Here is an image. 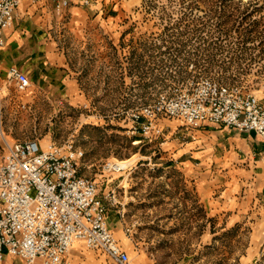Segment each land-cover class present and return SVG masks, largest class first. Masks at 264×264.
Listing matches in <instances>:
<instances>
[{"label":"rangeland","instance_id":"rangeland-1","mask_svg":"<svg viewBox=\"0 0 264 264\" xmlns=\"http://www.w3.org/2000/svg\"><path fill=\"white\" fill-rule=\"evenodd\" d=\"M70 9L52 28L68 94L20 92L0 74V163L6 141H72L131 264H264V191L257 196L245 154L231 146L247 137L166 114L152 136L131 130L134 111L203 77L264 104V0H93ZM126 160L123 171L110 166ZM82 253L116 264L84 242Z\"/></svg>","mask_w":264,"mask_h":264},{"label":"built area","instance_id":"built-area-1","mask_svg":"<svg viewBox=\"0 0 264 264\" xmlns=\"http://www.w3.org/2000/svg\"><path fill=\"white\" fill-rule=\"evenodd\" d=\"M23 1L0 0V49L6 46V32ZM74 1L91 4V0H57L56 8L62 10ZM7 82L20 92L32 85L17 65L8 68ZM161 114L198 128L207 123L225 125L254 133L264 142L263 102L241 87L207 77L176 85L155 104L134 111L131 130L152 136ZM84 154L72 141L47 148L38 139L6 141V156L0 163V261L7 252L21 257L24 264L38 260L67 264L73 245L82 241L88 248L103 250L116 264H130L129 253L108 225L97 182L81 174Z\"/></svg>","mask_w":264,"mask_h":264},{"label":"crops","instance_id":"crops-1","mask_svg":"<svg viewBox=\"0 0 264 264\" xmlns=\"http://www.w3.org/2000/svg\"><path fill=\"white\" fill-rule=\"evenodd\" d=\"M74 2L76 3V1ZM92 2L93 0H91ZM72 4L62 10H58L56 8L57 0H41L37 3L24 0L17 9L13 27L6 32V46L0 49V74L7 77L8 68L12 65H17L29 76L32 82L31 87L35 86L40 89L42 87L45 89L50 88V91L54 93L68 94L72 89L70 85L71 77L68 72L56 68L57 61L53 50L54 39L52 28L54 16L56 14L62 16L63 12L66 14L67 12L70 13ZM92 6H88V8L91 9ZM73 8V14L76 12L75 14L78 15L85 12L83 9L80 10L81 7H76V10L75 7ZM209 125L212 127H222L219 124L211 123ZM224 128H221L222 132L226 129L230 130V127ZM240 133L247 137L246 141L244 142L237 138L231 146L234 150L238 146L241 152L245 154L240 156L245 161L243 171L249 174L247 177L251 175L254 179L252 181L254 182V189L257 190L258 196L264 191V142L254 133ZM193 146L195 145L190 144L188 147L191 149L186 147L183 150H186L185 153H191L194 148ZM234 154L236 153L234 152ZM249 166H252V169ZM244 181L242 180V184L240 185L241 189L245 184ZM82 243H79L81 248L78 247L77 249L73 245L67 257V264H102L101 259L95 258L94 255H81L83 251ZM0 264H24V260L17 255L5 252L4 259L0 261Z\"/></svg>","mask_w":264,"mask_h":264},{"label":"bare ground","instance_id":"bare-ground-1","mask_svg":"<svg viewBox=\"0 0 264 264\" xmlns=\"http://www.w3.org/2000/svg\"><path fill=\"white\" fill-rule=\"evenodd\" d=\"M5 96V90L4 88H2L0 90V103H1V100L4 98ZM260 97V96H259ZM261 98V97H260ZM1 131L3 134H5V132L3 131V128H1ZM131 164V160H126V161H114V162H111L110 163V166L115 169L116 171H123L125 169H127L129 167V165ZM115 236V235H114ZM116 238V237H115ZM117 239V238H116ZM118 240V239H117ZM119 241V240H118ZM79 243H82V242H79ZM79 243L78 241L75 242L74 244V248L77 249L79 246ZM120 243V242H119ZM83 244V243H82ZM121 245V243H120ZM122 246V245H121ZM81 248V247H80ZM130 264H131V259H130Z\"/></svg>","mask_w":264,"mask_h":264}]
</instances>
